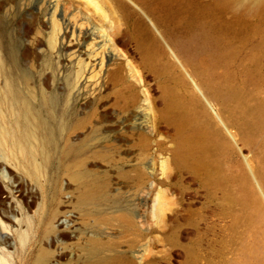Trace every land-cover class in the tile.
<instances>
[{
    "label": "rangeland",
    "instance_id": "1",
    "mask_svg": "<svg viewBox=\"0 0 264 264\" xmlns=\"http://www.w3.org/2000/svg\"><path fill=\"white\" fill-rule=\"evenodd\" d=\"M52 1L66 5L80 37L50 44ZM115 1L0 0V65L8 70L11 54L17 74L28 78L32 103L53 104L49 121L56 140L55 149L35 155L38 180L16 152L0 151V220L7 237L16 248L18 224L11 215L25 229L54 202L73 229L60 227L44 239L48 264H84L80 249L92 235L103 245L99 258H107L105 264H239L251 244L262 250L252 264H264V223H255L251 201L242 198L246 189L264 207L257 176L264 165V16L238 4L214 6L213 0H135L147 16L157 5L164 8L167 19H160L159 30L172 49L204 32L220 39L203 67L178 64L159 42V54L146 63L138 46L144 14L128 1L130 9ZM94 58H104L102 70L84 66ZM184 69L201 84L213 112L200 108ZM4 82L0 76V86ZM168 92L206 119L201 125L212 141L211 170L191 169L174 156L179 138L166 118ZM0 104L7 113L2 98ZM76 120L83 128L72 133ZM77 163L107 186L105 221L75 208L79 191L70 171ZM35 183H43L44 192ZM117 208L132 212L131 222L118 221ZM28 245L36 253L37 244Z\"/></svg>",
    "mask_w": 264,
    "mask_h": 264
},
{
    "label": "bare ground",
    "instance_id": "2",
    "mask_svg": "<svg viewBox=\"0 0 264 264\" xmlns=\"http://www.w3.org/2000/svg\"><path fill=\"white\" fill-rule=\"evenodd\" d=\"M93 2L94 0H87ZM127 1L131 5L141 10L135 3V0H116V3L127 4ZM238 4L243 10L251 12V14L264 16V0H213L214 6H231ZM127 7L128 4H127ZM120 8V6H119ZM131 7H129L130 9ZM134 8V7H133ZM49 9L51 10L50 25L52 30V41L50 44H56L59 38L63 39V42L70 37L76 39L80 37L81 31L76 34V22L72 21L70 17H67V7L63 5L61 7L58 2H50ZM60 10L63 15L60 14ZM142 11V10H141ZM243 11V12H245ZM143 12V11H142ZM145 28L141 31V37L138 40V46L141 47L143 59L146 63H153L155 56L159 54V43L163 44L171 53V56L176 60L178 64H184V66H196V68L203 67L204 56L210 54V52H216V48L220 45V39L211 37L207 32L202 35L194 37L189 41L177 45L174 49L169 47V44L164 38V33L160 31V19H167L165 10L162 6H156L154 15L147 16L144 12ZM62 16L61 19L58 16ZM154 16V17H153ZM156 33L159 35L157 37ZM159 42V43H158ZM74 43H70L73 45ZM52 45V46H54ZM73 50V49H72ZM73 52V51H72ZM112 52V51H111ZM110 52V53H111ZM110 53L107 54L108 58ZM221 53L218 54L220 56ZM104 59V58H103ZM96 62L97 59H91L84 66H99V70H102L104 60ZM110 58L108 59V61ZM94 62V63H93ZM17 64L14 57L10 54V68L5 70L0 65V76L4 78L5 82L0 86V98L6 105V112L0 104V151L8 150L18 155V158L22 162V166L25 171L34 179L38 180V174L40 172V164L38 163L35 155L40 154L44 156L47 148L50 150L56 148V140L54 128L51 126L49 118H54L52 115L53 104L50 106H44L42 100L41 105H34L32 103V92L29 87V81L25 74H17ZM16 69V70H15ZM16 72L17 75L14 74ZM187 79H183L186 84H189L192 93L199 98L202 102L200 108L206 112L211 109L213 112L212 104L207 97L201 84L196 82L190 73L184 69ZM115 72H111L114 76ZM20 80L22 88L17 85V81ZM19 81V82H20ZM98 83L95 85L97 86ZM101 89H98L100 91ZM164 100V106L166 111V118L172 122L174 131L178 135V142L174 152V156L183 165L187 164L191 169L209 171L208 158L212 156V141L208 138L206 133V127L202 122L206 119L199 118V114L194 110L197 107L192 104L185 103L180 97L175 96L173 93L166 95ZM191 98H194L191 95ZM198 101V99H196ZM47 108V109H45ZM216 117L222 122V119L218 113H215ZM203 118V117H202ZM83 128V121L76 120L70 125V132L73 130H81ZM58 130L56 134L60 133ZM72 146L68 145V151H73ZM211 155V156H210ZM100 157L103 159L109 158L107 153H100ZM76 168L70 171V177L72 181L77 185L78 193L76 196L75 208L85 215H94L97 223L105 221L104 213L101 211L102 205L108 201L107 186L105 182L92 178L91 174L87 172L82 163L75 164ZM2 175L5 177V171L2 169ZM258 178L264 186V165L258 170ZM39 187L40 191L44 192L43 183H35ZM242 198L246 201H251L250 205L255 211L257 218L256 224L264 223V207L262 203L256 198V196L246 189L243 191ZM115 211L114 217L118 221L128 224L132 220L133 213L120 209ZM69 215L65 211H60L55 207V203L52 202L37 214L36 222L29 220L26 222V228L22 229V219L17 218L15 215H11V218L18 224L17 239L18 243L15 248L13 242H10L7 237L10 231H7L8 227L0 220V244L2 250L0 252V264H18L19 257H28L25 260V264H48V258L51 255V251L43 246L44 239L47 235H56L59 231L58 228L64 230L73 229V222L67 219ZM37 244V251L33 253L28 243ZM101 242L95 236H90L83 247L81 252L84 254V264H105L107 258H99L100 250L102 248ZM9 247L13 250H9ZM14 248V249H13ZM264 249V248H263ZM20 255V256H19ZM262 250L259 245L251 244L244 246L242 256L239 264H252L255 260H260Z\"/></svg>",
    "mask_w": 264,
    "mask_h": 264
}]
</instances>
